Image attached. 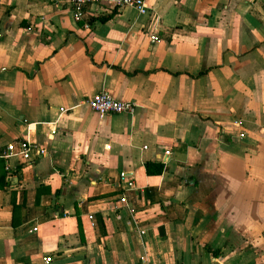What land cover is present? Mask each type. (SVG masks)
Returning <instances> with one entry per match:
<instances>
[{"label":"crops","instance_id":"obj_1","mask_svg":"<svg viewBox=\"0 0 264 264\" xmlns=\"http://www.w3.org/2000/svg\"><path fill=\"white\" fill-rule=\"evenodd\" d=\"M145 1L0 0V264H264V0Z\"/></svg>","mask_w":264,"mask_h":264},{"label":"built area","instance_id":"obj_2","mask_svg":"<svg viewBox=\"0 0 264 264\" xmlns=\"http://www.w3.org/2000/svg\"><path fill=\"white\" fill-rule=\"evenodd\" d=\"M102 2H108L114 6H131L137 10L140 14L147 13V5L145 0H69L70 7L73 14V19L75 21H80L83 19L85 13V8L89 4H99ZM152 40L157 41L158 37L151 36ZM89 108L96 113L100 118L107 114H118V113H127L133 114L135 112L136 103L132 101H123L113 98L109 92L106 90H100L95 93L87 100ZM54 132V130H53ZM240 137H243V133L239 134ZM28 144L25 142L21 143V154L27 156ZM13 147L8 145L5 150L2 152V156L9 157L12 154ZM168 154V151L165 152ZM5 169H9V165H5ZM123 178V174H121ZM109 208L112 210H118L127 206V200L124 195L118 197L117 200L109 202ZM92 218V216H91ZM45 262H49L51 257H45Z\"/></svg>","mask_w":264,"mask_h":264},{"label":"trees","instance_id":"obj_3","mask_svg":"<svg viewBox=\"0 0 264 264\" xmlns=\"http://www.w3.org/2000/svg\"><path fill=\"white\" fill-rule=\"evenodd\" d=\"M146 167V172L151 174H160L163 170V164L159 163V162H146L145 164ZM12 206H13V212L16 211V209L18 208L14 201L12 202Z\"/></svg>","mask_w":264,"mask_h":264}]
</instances>
